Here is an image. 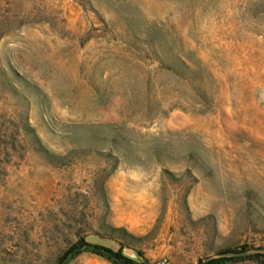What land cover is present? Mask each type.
Listing matches in <instances>:
<instances>
[{
	"label": "rangeland",
	"instance_id": "obj_1",
	"mask_svg": "<svg viewBox=\"0 0 264 264\" xmlns=\"http://www.w3.org/2000/svg\"><path fill=\"white\" fill-rule=\"evenodd\" d=\"M90 233L264 264V0H0V264H122Z\"/></svg>",
	"mask_w": 264,
	"mask_h": 264
},
{
	"label": "water",
	"instance_id": "obj_2",
	"mask_svg": "<svg viewBox=\"0 0 264 264\" xmlns=\"http://www.w3.org/2000/svg\"><path fill=\"white\" fill-rule=\"evenodd\" d=\"M88 242L98 244L101 246L109 247L111 249H118L120 244L109 236H105L99 233H90L86 236Z\"/></svg>",
	"mask_w": 264,
	"mask_h": 264
},
{
	"label": "trees",
	"instance_id": "obj_3",
	"mask_svg": "<svg viewBox=\"0 0 264 264\" xmlns=\"http://www.w3.org/2000/svg\"><path fill=\"white\" fill-rule=\"evenodd\" d=\"M87 244H90V243H87ZM92 245L95 246L98 249H104V250L110 252L111 256L116 261H119L122 264H130L132 262V260L130 258L126 257L125 255H123L120 250L116 251V250H113V249H111L109 247L101 246V245H98V244H92ZM72 249L68 251V253L66 254V257H67V255L71 254L75 250V247L72 248ZM66 257H63V259L60 260L59 264H62Z\"/></svg>",
	"mask_w": 264,
	"mask_h": 264
},
{
	"label": "built area",
	"instance_id": "obj_4",
	"mask_svg": "<svg viewBox=\"0 0 264 264\" xmlns=\"http://www.w3.org/2000/svg\"><path fill=\"white\" fill-rule=\"evenodd\" d=\"M160 264H169L166 260H163Z\"/></svg>",
	"mask_w": 264,
	"mask_h": 264
}]
</instances>
